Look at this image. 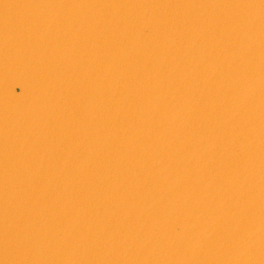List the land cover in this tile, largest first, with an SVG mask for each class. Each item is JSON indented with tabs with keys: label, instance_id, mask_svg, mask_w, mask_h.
Wrapping results in <instances>:
<instances>
[{
	"label": "water",
	"instance_id": "95a60500",
	"mask_svg": "<svg viewBox=\"0 0 264 264\" xmlns=\"http://www.w3.org/2000/svg\"><path fill=\"white\" fill-rule=\"evenodd\" d=\"M0 264H264V0H0Z\"/></svg>",
	"mask_w": 264,
	"mask_h": 264
}]
</instances>
